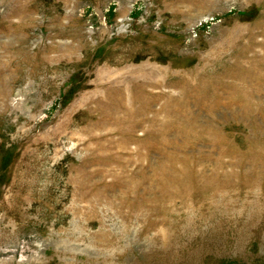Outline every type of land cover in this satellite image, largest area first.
<instances>
[{
    "label": "rangeland",
    "instance_id": "obj_1",
    "mask_svg": "<svg viewBox=\"0 0 264 264\" xmlns=\"http://www.w3.org/2000/svg\"><path fill=\"white\" fill-rule=\"evenodd\" d=\"M0 264H264V0H0Z\"/></svg>",
    "mask_w": 264,
    "mask_h": 264
}]
</instances>
